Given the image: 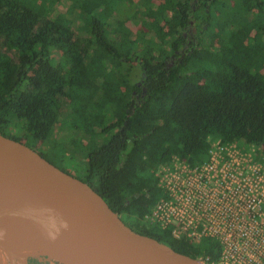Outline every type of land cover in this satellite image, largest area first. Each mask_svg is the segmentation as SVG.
<instances>
[{
  "label": "trees",
  "instance_id": "16d2710c",
  "mask_svg": "<svg viewBox=\"0 0 264 264\" xmlns=\"http://www.w3.org/2000/svg\"><path fill=\"white\" fill-rule=\"evenodd\" d=\"M235 2L242 13L223 25L215 19L230 0H0V133L36 150L66 119L88 152L81 176L61 169L133 230L216 259V242L190 244L143 218L164 194L155 172L171 156L198 164L215 139L264 141V0Z\"/></svg>",
  "mask_w": 264,
  "mask_h": 264
},
{
  "label": "water",
  "instance_id": "95a60500",
  "mask_svg": "<svg viewBox=\"0 0 264 264\" xmlns=\"http://www.w3.org/2000/svg\"><path fill=\"white\" fill-rule=\"evenodd\" d=\"M48 218L71 230L77 246L61 250L41 242L35 231ZM19 221L27 223L26 253L2 234ZM37 256L59 264H205L133 230L87 182L0 133V264Z\"/></svg>",
  "mask_w": 264,
  "mask_h": 264
},
{
  "label": "built area",
  "instance_id": "2783aa9c",
  "mask_svg": "<svg viewBox=\"0 0 264 264\" xmlns=\"http://www.w3.org/2000/svg\"><path fill=\"white\" fill-rule=\"evenodd\" d=\"M164 194L144 223L198 244H218L205 264H264V146L211 142L206 158L191 164L171 156L156 170Z\"/></svg>",
  "mask_w": 264,
  "mask_h": 264
},
{
  "label": "rangeland",
  "instance_id": "374dc122",
  "mask_svg": "<svg viewBox=\"0 0 264 264\" xmlns=\"http://www.w3.org/2000/svg\"><path fill=\"white\" fill-rule=\"evenodd\" d=\"M241 6H238L237 2L235 0H230V5L228 7V17L215 19L216 22H221L223 25L228 24V19L233 16V18H236L238 14L242 13V10L240 8ZM61 9H63L62 6H60ZM70 11V7H69ZM67 12V10H66ZM254 16L260 18L263 15V10L255 9L253 11ZM151 19L152 16L150 17ZM127 26L131 28L133 32L136 31L137 27H139V24L133 25L130 21L127 22ZM264 40V37L262 38ZM140 41V40H139ZM153 41V40H151ZM134 79H137L140 75V69L135 64L134 66ZM74 107H76L75 102L72 103ZM70 122L66 119H61L58 124L54 127L52 136L49 137L47 142H39L35 144L36 149L38 151H41L45 153L49 159L52 160V162L56 163L58 166L65 167L67 170L71 171L74 174L81 176V174L84 172L85 168V160L84 155L88 152V149L86 147L82 149H78L74 144H72V140L76 137V140L79 139L80 136L76 134L75 130H72L69 126ZM18 126H12L11 131L14 134L21 135L22 128H23V122L17 120ZM80 126V124H79ZM72 132V135L74 133V136H61L63 132L66 131ZM78 141V140H77ZM214 141V140H213ZM86 142V141H85ZM29 143V141H28ZM31 143V140H30ZM34 142L32 141V144ZM258 145L264 146V141L257 143ZM241 148H245L248 146L239 144ZM203 261V260H202ZM16 264H19L16 262ZM24 264H59L53 260L47 259L44 256H37V257H29L25 259Z\"/></svg>",
  "mask_w": 264,
  "mask_h": 264
},
{
  "label": "bare ground",
  "instance_id": "6f19581e",
  "mask_svg": "<svg viewBox=\"0 0 264 264\" xmlns=\"http://www.w3.org/2000/svg\"><path fill=\"white\" fill-rule=\"evenodd\" d=\"M26 225L25 221H19L9 225L2 231L10 245L20 253H26L31 249L27 246L25 240ZM35 233L37 238L44 244L61 250H68L77 246L73 232L55 218H48Z\"/></svg>",
  "mask_w": 264,
  "mask_h": 264
},
{
  "label": "flooded vegetation",
  "instance_id": "af4514ba",
  "mask_svg": "<svg viewBox=\"0 0 264 264\" xmlns=\"http://www.w3.org/2000/svg\"><path fill=\"white\" fill-rule=\"evenodd\" d=\"M191 29H189L190 31H189V33H190V35L191 36H193V35H195V33H196V27H195V25H194V22L192 21L191 22ZM187 42L188 43H190V40L189 39H187ZM186 48V46H183L181 49H180V51H184V49ZM176 53H178V51H176ZM173 57V56H172ZM174 58V57H173ZM36 148V147H35ZM36 151H38L37 149H36ZM41 152V151H40ZM58 166V165H57ZM58 167H60V166H58ZM62 167V166H61ZM63 169H65L66 171H69V170H67L65 167H62Z\"/></svg>",
  "mask_w": 264,
  "mask_h": 264
}]
</instances>
